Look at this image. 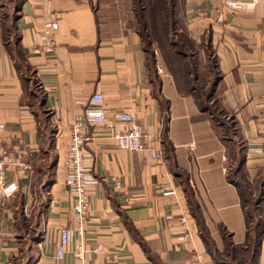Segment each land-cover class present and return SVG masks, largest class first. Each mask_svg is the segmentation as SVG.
I'll use <instances>...</instances> for the list:
<instances>
[{
  "label": "crops",
  "instance_id": "crops-1",
  "mask_svg": "<svg viewBox=\"0 0 264 264\" xmlns=\"http://www.w3.org/2000/svg\"><path fill=\"white\" fill-rule=\"evenodd\" d=\"M4 1L2 149L18 166L6 172L16 191L0 197V264L21 254L17 215L29 218L36 194L40 210L27 264H82L78 249L85 264H220L214 255L226 253V244L242 245L243 211L227 174L240 157L246 182L264 175V0L224 11L220 20L216 9L226 0H178L187 30L207 38L215 61L213 110L194 93H180L167 72L160 70L155 84L138 34L109 22L101 0H20L11 13ZM7 19L13 41L4 37ZM48 21L57 23L50 51L41 40ZM95 93L103 96L104 121L86 128L96 180L88 188V221L57 260L60 231L73 219L64 168L70 128ZM122 111L135 117L145 147L158 157L116 147L111 133L124 127L116 118ZM214 113L231 119L230 138ZM259 208L255 264H264V187Z\"/></svg>",
  "mask_w": 264,
  "mask_h": 264
},
{
  "label": "rangeland",
  "instance_id": "rangeland-1",
  "mask_svg": "<svg viewBox=\"0 0 264 264\" xmlns=\"http://www.w3.org/2000/svg\"><path fill=\"white\" fill-rule=\"evenodd\" d=\"M103 4L102 13L107 17V20L114 23L116 26L122 29H129L136 33L139 32V18L137 16L136 6L133 5V0H101ZM5 6V13H11V10L18 4L17 0H6L3 2ZM176 26L175 30L169 32V38L165 39L160 35V25L157 31L150 28V34H141V44L143 46L149 76L155 82L157 81V75L160 74L159 70L167 73H171L178 80V75H181L183 68L188 71L187 79L188 85L185 86L183 81L179 79L180 88L185 92H191L200 97V104L203 106H210L212 110L216 107L215 96L213 99L207 100L205 97L212 92V86L217 80V73L214 69L215 61L212 57L211 51L205 45L207 38L196 37L189 32L186 28V23L182 17L180 2L176 3ZM7 33L4 34L5 39L11 38L14 40L13 31L10 29V20H6ZM148 31V30H147ZM181 52V53H180ZM180 53V54H178ZM181 54L183 55L181 56ZM182 57L180 62L179 58ZM217 121L225 123V128L222 133L223 136H228L234 133L232 128L231 119L219 116L214 113ZM229 131V134H228ZM230 168L233 169L234 161L229 160ZM41 199L39 194H36V206L30 212L29 218H24L22 215H17V228L20 235L24 236L25 240L21 242V254H19L12 264H27L28 249L31 247V239L35 236L34 223L35 216L39 214V203ZM230 248L226 253L214 255V258L220 264H246V257L239 251H231ZM252 264H255L252 262Z\"/></svg>",
  "mask_w": 264,
  "mask_h": 264
},
{
  "label": "built area",
  "instance_id": "built-area-1",
  "mask_svg": "<svg viewBox=\"0 0 264 264\" xmlns=\"http://www.w3.org/2000/svg\"><path fill=\"white\" fill-rule=\"evenodd\" d=\"M256 3L257 0H226L222 10L216 9L217 20L221 19L224 11L235 12L241 9H253ZM56 29L55 21H48L44 24L41 40L45 49L49 51L52 44L51 33ZM87 104L82 116L73 119L70 128V143L64 159L65 184L73 197V219L69 227L60 231L55 251L57 260L64 259L74 236L84 234L90 210L88 188L96 183L92 174V154L86 149L88 140L86 128L90 123L104 121L103 96L100 93H95L89 97ZM116 118L124 124L122 129H115L111 133V138L117 148L131 152L147 151L149 157H158V152L145 147V134L133 115L122 111L116 115ZM3 131L4 123L0 120V197H9L16 191V185L6 181V172L10 167L18 166V162L11 160L2 149ZM112 180L116 186L120 184L117 181L114 182V179ZM75 256L82 264H85V250H76Z\"/></svg>",
  "mask_w": 264,
  "mask_h": 264
},
{
  "label": "trees",
  "instance_id": "trees-1",
  "mask_svg": "<svg viewBox=\"0 0 264 264\" xmlns=\"http://www.w3.org/2000/svg\"><path fill=\"white\" fill-rule=\"evenodd\" d=\"M19 1L20 0H17V2ZM176 3L177 0H133V5L136 6V13L140 20L139 32L137 33L139 38L141 37V34L149 35L150 28L152 31L153 29L157 31L158 26L156 24H159L161 27L160 35L165 39H167V37L169 38V32H174V27L177 23L175 18L177 12ZM10 29L12 30V27ZM182 55L183 54H181V56ZM178 58L180 62L182 57ZM187 74L188 71L183 68L181 75H178L177 80L174 75L170 73L180 93H184L185 91L180 88L181 85L179 79H181L184 85L187 86ZM157 83L158 79L155 84ZM191 92L193 93V91ZM212 95L213 93L210 92V94L205 98L209 100V98H212ZM217 122L219 123L222 121ZM231 136L232 134L228 135L227 137L230 138ZM232 171L233 174H227V179L228 181H230V183L235 184L238 189L240 205L243 211L246 236L245 241L242 245L232 246L230 244H226V250L228 251L230 248H232V252L236 250L237 252L239 251L246 257V259H244L246 261L245 263L252 264V262L255 263V256L259 247L262 230L259 203L263 194L264 175L258 177L252 185L249 182H246V180L244 179V175L242 174V159H240V157H236L235 167ZM236 175L241 179L242 183H239L238 179H236L235 177ZM210 251L212 250L210 249Z\"/></svg>",
  "mask_w": 264,
  "mask_h": 264
},
{
  "label": "water",
  "instance_id": "water-1",
  "mask_svg": "<svg viewBox=\"0 0 264 264\" xmlns=\"http://www.w3.org/2000/svg\"><path fill=\"white\" fill-rule=\"evenodd\" d=\"M17 11V10H16Z\"/></svg>",
  "mask_w": 264,
  "mask_h": 264
}]
</instances>
